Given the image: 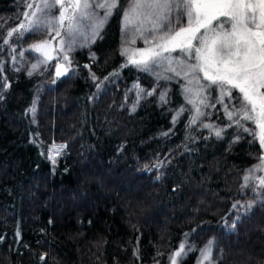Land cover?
<instances>
[{
    "label": "trees",
    "instance_id": "obj_1",
    "mask_svg": "<svg viewBox=\"0 0 264 264\" xmlns=\"http://www.w3.org/2000/svg\"><path fill=\"white\" fill-rule=\"evenodd\" d=\"M15 1L0 0V21ZM73 23L57 58L30 46L17 61L23 42L0 39V264H167L181 244L177 264H195L213 239L212 264H264V195L231 218L264 150L229 120L236 100L209 89L208 106L190 104L166 62L129 63L121 51L134 36L153 45L123 31L119 8L95 36L93 21Z\"/></svg>",
    "mask_w": 264,
    "mask_h": 264
},
{
    "label": "snow or ice",
    "instance_id": "obj_2",
    "mask_svg": "<svg viewBox=\"0 0 264 264\" xmlns=\"http://www.w3.org/2000/svg\"><path fill=\"white\" fill-rule=\"evenodd\" d=\"M126 9L120 6V0H71L67 6L64 0H44L32 12L34 20H29V27L23 24L24 31L39 30L54 22L63 25L68 20V34L79 28L74 20L89 19L93 23V35L112 15L114 9L123 13V31H133L143 39L148 48L131 49L124 47L121 55L128 58L129 63L142 71H154L166 62L167 71L181 76L187 81L184 89L193 99L189 103L205 104L204 95L209 89L219 90L218 102L223 103L227 96L235 99L236 104L228 111L230 120L235 116V123L243 127V122H251L255 129L244 128L254 137H258L264 147V0H126ZM60 6L59 17H48L51 9ZM31 8L32 5H29ZM71 8L74 15L68 16ZM102 9V15L96 11ZM39 13V15H38ZM28 18V13H25ZM133 25V27H129ZM15 31V30H14ZM9 35H12L10 32ZM59 35V32H57ZM136 36L131 43L136 42ZM195 42V43H194ZM42 51L46 42L32 46ZM71 49V45H68ZM172 52H178L172 57ZM47 55V53H44ZM68 57L65 56V60ZM36 65H33L35 68ZM58 75L62 73L58 70ZM202 74V75H201ZM31 75V73H29ZM203 81V82H202ZM238 92L234 96L233 92ZM164 97L161 96V99ZM205 106H208L205 104ZM197 116L202 115L199 108ZM196 117L193 118L195 122ZM211 127V125H206ZM220 136V131H216ZM258 168H264V158ZM249 177H245L248 180ZM260 186H264V177L259 178ZM235 224L233 223L232 227ZM213 241L201 250V264L208 261L212 264L211 251ZM184 245L179 246L175 257L183 254ZM175 257L172 264H176Z\"/></svg>",
    "mask_w": 264,
    "mask_h": 264
},
{
    "label": "rangeland",
    "instance_id": "obj_3",
    "mask_svg": "<svg viewBox=\"0 0 264 264\" xmlns=\"http://www.w3.org/2000/svg\"><path fill=\"white\" fill-rule=\"evenodd\" d=\"M44 0H16L15 6L13 12L7 16L5 19L0 21V39H13L15 41H18V45L20 46L21 42V51L19 53V57H17V61L23 60V52L25 55V51L30 49L33 45L38 43L46 42V47L42 51H36L33 47L31 48L39 55L45 56V52L47 53L46 57H58V55L64 52L63 47H61L62 41H63V35L66 33L68 29V20H65L63 25L54 22L53 24L47 26V27H41L39 30H33L32 33H36L38 39L34 41V44L28 45V43H24L23 37L24 35H27V33H31V31H24L20 28V25L23 24L25 28L29 27V20H34L36 18L32 17V12L37 10V5H42ZM49 3L52 2V0H48ZM71 3V0H64V4L67 6ZM29 5H32L30 8ZM60 6L56 5L51 9V14L48 17L51 19L52 17H59L60 14ZM25 13H28V18H25ZM39 15V13H38ZM68 16H73L74 13L71 8L68 9L67 12ZM15 30V31H14ZM12 33V35H9V33ZM57 32H59V35H57ZM140 41H143V39L140 38ZM195 43V42H194ZM31 46V47H30ZM125 47L136 49V48H147V47H137L135 44L131 42H127ZM15 49V48H14ZM62 62V61H60ZM59 63V62H58ZM64 63V62H62ZM57 64V63H55ZM55 68V65H54ZM42 90V87L40 86V92ZM235 92V91H234ZM238 93V92H235ZM239 95V94H238ZM236 104V101H235ZM234 104V105H235ZM233 108L231 107V110ZM211 109L207 110L208 113H211ZM228 109V111H231ZM227 111V112H228ZM207 113V112H206ZM211 115V114H210ZM198 118H200V115L197 116L196 114V122L198 121ZM236 117L234 116L232 120H234ZM230 120V119H229ZM243 128H249V129H255V125H253L251 122H243ZM233 124V122H232ZM231 124H228L230 126ZM242 131H245L242 129ZM246 133H250V131H246ZM238 135H241L239 133ZM62 146L58 144H54L50 147L49 155L52 159H55L61 152ZM260 157L264 158V150L260 152ZM261 158L258 165L261 164ZM257 165V166H258ZM263 170V173H260V171ZM259 175H252L247 180L248 184L245 185L242 190L240 191L237 198L233 200V208L231 213V218L234 220L240 215H242L245 212H248L253 205L255 201L261 200V196L264 195V186H260L259 184V178L264 177V168H259V171L257 172ZM250 189L251 192L247 194V190ZM227 226L231 225L230 223H226ZM212 251H211V259L218 258L219 251L217 249V242L215 239L212 240ZM208 242L203 244L202 247L196 251L197 252V258L195 264H201V250L204 249L207 246ZM173 258H170V261L167 262V264H172ZM177 264V262H176ZM203 264H208V261H204Z\"/></svg>",
    "mask_w": 264,
    "mask_h": 264
},
{
    "label": "water",
    "instance_id": "obj_4",
    "mask_svg": "<svg viewBox=\"0 0 264 264\" xmlns=\"http://www.w3.org/2000/svg\"><path fill=\"white\" fill-rule=\"evenodd\" d=\"M58 70L62 73L61 75H58L57 72ZM55 75L60 76V77H65L68 74L67 67L64 63L59 62L55 65Z\"/></svg>",
    "mask_w": 264,
    "mask_h": 264
}]
</instances>
